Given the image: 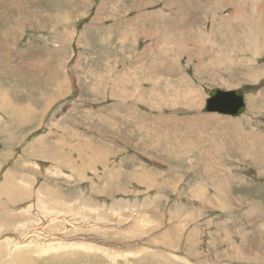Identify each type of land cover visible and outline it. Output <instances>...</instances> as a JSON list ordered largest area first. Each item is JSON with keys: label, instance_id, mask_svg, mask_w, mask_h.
<instances>
[{"label": "rangeland", "instance_id": "374dc122", "mask_svg": "<svg viewBox=\"0 0 264 264\" xmlns=\"http://www.w3.org/2000/svg\"><path fill=\"white\" fill-rule=\"evenodd\" d=\"M262 17L264 0H0V182L21 189L0 194V242L33 226L20 206L65 195L54 212L97 207L108 226L45 220L39 239L117 246L21 264H264V39L237 33ZM213 88L241 89L245 110L203 111ZM5 102L35 113L20 124ZM14 247L0 264H20Z\"/></svg>", "mask_w": 264, "mask_h": 264}, {"label": "bare ground", "instance_id": "6f19581e", "mask_svg": "<svg viewBox=\"0 0 264 264\" xmlns=\"http://www.w3.org/2000/svg\"><path fill=\"white\" fill-rule=\"evenodd\" d=\"M235 17V16H233ZM249 18V17H247ZM253 18V17H252ZM253 20H256V19H253ZM177 25V24H176ZM246 34H240L238 31L237 33L240 35L241 38H243V36L247 37L245 39H247L249 42L250 41V38L253 39L255 41L256 44H258V38H261V39H264V18L262 17V23H256L254 26L252 27H246L245 31H244ZM200 35H203L205 36V33L200 30V31H197L196 34L194 36H198V37H191V36H188V40L191 42V44H193V39L194 40H200ZM250 37V38H249ZM216 38L219 40V35L217 34ZM227 39V38H225ZM225 40L222 41V43L224 44ZM237 35L234 34V32H232V45H234L235 47H239L237 44ZM202 43V42H200ZM231 43V42H230ZM228 44V43H227ZM261 45H264V42L263 43H260ZM196 45V44H195ZM194 46V45H193ZM247 48V47H246ZM199 51V53H198ZM205 52V49L203 47H196L195 46V49L194 51H190L191 53V56H196L199 58L198 62L199 61H202V57L200 54H204ZM200 63V62H199ZM199 66H202V65H199ZM198 66V67H199ZM249 67V66H248ZM1 93V92H0ZM194 94H183L185 95L184 96V100L186 102H191L192 100H194L196 98V94L195 92H193ZM3 95V94H2ZM208 95H209V92H208ZM4 96V95H3ZM2 96V97H3ZM192 96V97H191ZM244 98V97H243ZM5 100H7V98H3ZM3 101V100H2ZM9 101V100H8ZM4 103V101H3ZM6 103V102H5ZM7 104V103H6ZM9 105V106H8ZM193 105V104H191ZM205 106V105H204ZM246 106V105H245ZM8 111L10 113H13L12 116L10 117H14L15 120H18V123H24L27 119V118H31L32 115L35 113L31 107H29V105H16V106H13L10 102L9 104H7V107ZM2 109V108H1ZM3 110V109H2ZM244 110H245V107H244ZM39 113V112H38ZM31 120V119H30ZM12 123V121H10ZM15 125V124H14ZM7 127V126H6ZM4 129V128H3ZM12 132V131H11ZM8 136V135H7ZM44 137H40V138H37L35 141H33L31 143V145L33 146H40L43 148V152L48 155V156H52L55 154H53L52 152V148H48L47 147V144H44ZM4 141V140H3ZM35 149V148H34ZM61 155V154H60ZM59 155V156H60ZM64 158V157H63ZM14 184H17V183H14V182H11L9 181V175L5 174V177L4 179H2V181L0 182V194H2L5 199H8L10 200L12 203H16V201L14 200L15 198H19V194L21 192V189L18 187L14 192H12V189H13V185ZM49 195V194H48ZM60 197L63 198V201L62 202H59ZM59 198V200H58ZM0 199H1V195H0ZM67 201V198L66 196H59L57 197V199H53V198H43V200H40V198L37 196V200L36 202L34 203H31L29 201L28 204H24L23 206H20L16 212L22 214L23 216H29V218H35V219H31L30 224H32L33 226H31V229L27 230V234L26 236H24V234H22V236H19L18 239L19 240H15L14 237H11L10 235L9 236H5L3 238H1L2 242H0V244L2 243V245H0V247L5 248V249H9L11 247H14L15 248V259L18 260V262L21 264V263H26V262H30L31 261V257H30V254L31 252L30 251H33L34 253L37 254V252H41V253H45L47 251H54V250H57V249H68V248H71V249H78L79 251H85V250H89V249H92L94 247V245L90 244V243H94L95 239L94 236L95 234L91 235L93 237H86L88 242H82V238L81 236H74L72 238H69V239H72V240H76L75 242H71V243H68L66 242L65 244H62V245H56L55 246H50L54 243L51 242V239H39V233L41 234L40 230L38 228H36V225H38L40 222H44L45 220L46 221H50L52 222L53 220L52 219H59L61 218V220H64L63 222L65 224H69L70 226V229H72L73 227H75L77 224H82L84 227H95V225H98L100 224L102 227H105V226H108V225H105L106 222H103L102 220L100 221V219L102 218V215H104V213L102 214V211L98 210L97 207H91L89 208L87 205L85 204H82V207L80 208V210H77V211H72L70 216H65L63 214H61V210H58L60 208L57 209V212H54V210L57 208L56 206L59 204H56V203H66ZM3 200L0 201V203H2ZM9 202V201H8ZM81 202V200H80ZM11 204V203H10ZM21 205V204H20ZM61 206V205H60ZM7 208V206H6ZM65 208V207H64ZM63 208V209H64ZM85 209H88V210H91L93 211V215H94V219L92 218V220H94V222H90V218L87 217V215L85 214ZM111 211H116L117 209L115 208H110ZM1 211H4V208L2 207V210ZM0 211V229L1 230H7L8 228L11 227V224L13 222L10 221V219L8 218L9 214H7L6 212H1ZM14 211V210H13ZM66 211V210H65ZM109 211V210H108ZM119 211V210H118ZM116 211L117 213L121 214V212H118ZM107 212V211H106ZM105 212V213H106ZM113 214V213H112ZM89 215V214H88ZM108 215V214H107ZM105 216V215H104ZM132 218L131 220H129V224H125L127 225L125 229H131L134 227V214L131 215ZM107 217V216H105ZM109 217V216H108ZM19 218V217H18ZM27 218V217H26ZM122 218V217H120ZM119 219V218H118ZM140 219V218H139ZM24 220V219H23ZM26 220H29L28 218ZM120 220V219H119ZM107 221V220H106ZM109 221V220H108ZM28 223V221H27ZM45 223V222H44ZM112 223V222H110ZM117 223V222H116ZM29 224V225H30ZM122 224V223H121ZM137 226H138V222L136 223ZM52 225V224H51ZM3 226V227H1ZM13 226V224H12ZM17 226H20L21 229H23L25 227V230H26V226L23 225V223H20L18 224ZM114 226V225H113ZM44 227V226H43ZM80 227V226H79ZM100 227V226H99ZM49 228V227H48ZM67 228V227H65ZM82 228V227H81ZM122 228V227H121ZM74 229V228H73ZM72 229V230H73ZM102 228L100 227V230ZM11 230V229H10ZM38 231V236H37V231ZM80 230V229H79ZM136 230V229H135ZM18 231V230H17ZM48 231V230H47ZM54 231V230H53ZM96 231V230H95ZM132 231V230H131ZM205 231V230H204ZM99 232V231H97ZM96 232V233H97ZM103 232V231H102ZM50 234V232H48ZM55 233V232H54ZM81 232H79L80 234ZM94 233V232H93ZM13 234V233H12ZM48 234V235H49ZM89 234V233H88ZM84 235V234H83ZM102 235H105V233L103 232ZM100 233L98 235L99 236H102ZM42 236V234H41ZM55 236V235H54ZM61 239H66L65 237L63 236H59ZM30 239V240H29ZM106 239V238H105ZM60 240V239H59ZM102 241H99L97 240L96 242L97 243H100L101 245H107V246H110V247H115L117 246L114 242L110 243V242H105L103 241L104 239H101ZM110 240V239H108ZM107 240V241H108ZM94 243L95 245H98L97 243ZM7 245H5V244ZM47 243V244H46ZM119 244V243H118ZM9 246V247H8ZM124 246V245H123ZM51 247V248H50ZM105 247H99L97 249H102L104 250ZM119 248V247H118ZM142 249V248H141ZM146 249V248H145ZM10 250V249H9ZM8 250V251H9ZM1 251V250H0ZM5 251V250H4ZM11 251V250H10ZM126 251V250H125ZM123 252V251H122ZM8 253V252H7ZM108 254V253H107ZM109 256V255H108ZM258 257V256H256ZM256 257H253L252 259H256ZM230 258V257H229ZM240 258V257H239ZM112 260L115 261V259L113 257H111ZM244 259V258H242ZM247 259V257H246ZM245 259V260H246ZM7 260H8V257H7ZM12 260V259H11ZM260 260V259H259ZM15 261V260H14ZM262 261V260H261ZM264 261V260H263ZM9 263V262H8ZM14 263V262H13Z\"/></svg>", "mask_w": 264, "mask_h": 264}, {"label": "water", "instance_id": "95a60500", "mask_svg": "<svg viewBox=\"0 0 264 264\" xmlns=\"http://www.w3.org/2000/svg\"><path fill=\"white\" fill-rule=\"evenodd\" d=\"M245 102L241 89L223 91L218 88L209 90L203 111H218L237 115L243 112Z\"/></svg>", "mask_w": 264, "mask_h": 264}, {"label": "crops", "instance_id": "0c3cea01", "mask_svg": "<svg viewBox=\"0 0 264 264\" xmlns=\"http://www.w3.org/2000/svg\"><path fill=\"white\" fill-rule=\"evenodd\" d=\"M199 69H201L202 68V66H199L198 67ZM195 104V103H194ZM22 105H28L27 103H25V102H23V104H20V106H22ZM178 120V119H177ZM175 121V120H174Z\"/></svg>", "mask_w": 264, "mask_h": 264}]
</instances>
